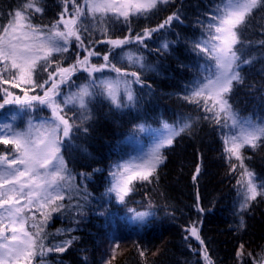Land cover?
Wrapping results in <instances>:
<instances>
[{"label": "snow or ice", "instance_id": "obj_1", "mask_svg": "<svg viewBox=\"0 0 264 264\" xmlns=\"http://www.w3.org/2000/svg\"><path fill=\"white\" fill-rule=\"evenodd\" d=\"M172 3L175 0H62L59 18L44 25L33 20L36 14H43L44 0H23L10 11L7 22L0 23V145L8 148L0 152V264H45L47 253H63L77 239L71 236L48 247L42 233L52 213L70 208L82 215L80 200L90 198L83 182L92 174L74 173L65 157L75 140L89 133V125L96 118L95 106L105 101L118 113H137L121 142L134 147L109 168L110 180L104 192L109 201L114 199L127 208L134 182L152 183L153 178L158 179V170L168 159L165 149L171 148L178 137L195 131L201 120L219 131L229 171L240 170L236 179L238 213L245 212L258 196H264V179H258L245 164L244 155L246 148L264 146V117L242 115L230 102L234 89L246 84V67L258 60L242 49L264 48V39L255 45L242 39L250 17L264 10V0H213L208 10L197 16L195 25L201 34L186 41L197 59L191 64L178 61V66L192 73L183 84L182 98L204 115L182 116L174 123L161 120L159 127H154L140 115L141 98L135 86L150 89L143 76L147 72L160 73L142 49H148L146 41L153 33L171 28L173 21L183 23V17L178 8L156 27L135 34L131 18L148 16ZM116 23L128 25V35H110ZM96 33L99 39H86V34L93 37ZM177 42L165 40L156 51L168 53ZM94 44H106L108 48L101 52ZM132 44L137 47H126ZM73 47L77 49L75 57L65 65L62 54ZM78 73L87 75L81 78ZM45 109L47 116L41 114ZM201 171L202 164H198L194 183ZM196 207L200 213L208 211L200 206L199 195ZM128 212L141 225L154 215L151 206ZM97 215L107 216L108 208L98 209ZM240 227H244L242 216ZM185 231V241L192 237L201 246L192 251L202 257L204 264H213L199 229L193 225ZM116 232L109 224L114 247L104 264H112L115 249L120 246ZM244 254L241 244L236 255L240 258ZM247 255L252 257L251 252ZM253 264H264V258L259 262L253 259Z\"/></svg>", "mask_w": 264, "mask_h": 264}, {"label": "trees", "instance_id": "obj_2", "mask_svg": "<svg viewBox=\"0 0 264 264\" xmlns=\"http://www.w3.org/2000/svg\"><path fill=\"white\" fill-rule=\"evenodd\" d=\"M212 2L175 0V3L161 6L158 12L131 18V28L135 34L147 27H156L178 8L183 17V23L173 21L171 28L153 33L152 38L146 41L148 49H142L148 61L159 67L160 74L147 72L143 76L146 84L151 85L150 89L135 86L136 94L141 98L140 115L155 127L159 126L161 120L174 123L182 116L204 115L196 105L182 98L183 84L191 78L192 73L181 70L178 61L191 64L197 59L186 41L199 38L201 32L195 21ZM21 3L23 0H0V23H6L10 11ZM62 8V0H44V12L35 15L34 23H54ZM128 27L116 23L110 35H128ZM99 38V33L93 37L86 34V39L95 41ZM242 39L253 41V45L264 39V10H257L250 17ZM165 40L178 42L168 53L161 54L156 49ZM93 46L101 52L108 48L106 44ZM126 47L135 49L137 46L132 44ZM76 51L73 47L62 54L65 65L72 62ZM242 51L256 55L258 60L246 67V84L234 89L230 102L242 115L264 117V48L245 46ZM78 76L83 78L86 73H78ZM12 91L19 92L18 89ZM41 114L49 115L46 109ZM136 115V112L118 113L106 101L95 106L96 118L89 125V133L76 139L71 152L65 157L74 173L92 174L90 179L83 182L90 198L80 200L82 215H77L70 208L51 214L42 233L46 246L55 247L71 236L77 239L63 253H47L45 264H104L113 255V236L109 234V224L117 229L115 239L120 245L115 249L112 264H204L202 257L192 251L200 249L199 242L192 237L185 241L188 235L185 229L193 225L199 229L213 264H253V259L259 262L264 258V196H258L245 212L238 213L236 179L240 170L237 169V173L229 171L219 131L206 120H201L195 131L178 137L171 148L165 149L168 159L158 170V179L153 178L152 183L134 182V191L127 197V208L104 196L110 180L109 168L120 155L129 152L130 145L121 142ZM7 150L0 145V152ZM244 155L247 157L245 164L258 179H264V146L246 148ZM198 164H202V171L194 183L192 177ZM93 169L101 171L93 172ZM198 195L200 206L208 210L204 213L197 211ZM105 206L108 215L98 216L97 210ZM149 206L154 215L144 225L134 221L128 212L131 208L145 210ZM241 216L244 227H240ZM69 229L74 231L69 233ZM241 244L245 254L238 258L236 253ZM141 251L144 252L143 256L140 255ZM249 252L252 257L247 255Z\"/></svg>", "mask_w": 264, "mask_h": 264}, {"label": "rangeland", "instance_id": "obj_3", "mask_svg": "<svg viewBox=\"0 0 264 264\" xmlns=\"http://www.w3.org/2000/svg\"><path fill=\"white\" fill-rule=\"evenodd\" d=\"M95 59H97V58H94V57H93V60H95ZM86 75H87V74H86ZM154 127H155V126H154ZM157 127H159V126H157ZM146 145H147V141H145V146H146ZM133 147H134V146L130 145V147H129L128 150L131 151Z\"/></svg>", "mask_w": 264, "mask_h": 264}]
</instances>
